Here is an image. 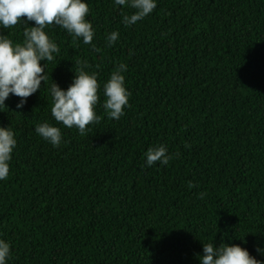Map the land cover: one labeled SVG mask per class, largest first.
I'll use <instances>...</instances> for the list:
<instances>
[{
    "label": "trees",
    "instance_id": "16d2710c",
    "mask_svg": "<svg viewBox=\"0 0 264 264\" xmlns=\"http://www.w3.org/2000/svg\"><path fill=\"white\" fill-rule=\"evenodd\" d=\"M88 4L99 51L46 28L60 49L47 65L48 88L54 80L67 89L86 60L98 75L101 122L84 136L57 124L43 82L23 109L13 95L0 108V126L17 138L0 181L8 264H200L209 242L264 260V0H157L127 28L121 13L133 10ZM23 30L0 34L21 43ZM120 63L131 106L110 120L103 84ZM46 121L61 128L58 148L35 132ZM160 144L173 159L147 167L144 153Z\"/></svg>",
    "mask_w": 264,
    "mask_h": 264
},
{
    "label": "clouds",
    "instance_id": "9594fccd",
    "mask_svg": "<svg viewBox=\"0 0 264 264\" xmlns=\"http://www.w3.org/2000/svg\"><path fill=\"white\" fill-rule=\"evenodd\" d=\"M115 5L131 9L129 14L121 13V23L131 27L148 17L156 8L157 0H114ZM90 7L88 0H0V28L9 29L19 23L24 24L23 41L14 43L0 34V108L7 107L10 95L19 97L17 109H23L30 96L41 90L42 82L52 99L51 113L57 124L71 129L76 128L81 136L90 131V125H97L102 117L96 107L100 102V84L96 72H90L86 60L75 63L74 77L67 89L57 82L48 88L47 65L59 54L58 44L46 32V28L55 25L86 45L95 37L93 24L88 19ZM34 22V26H30ZM120 37L118 30L106 36V45L112 47ZM44 62V63H42ZM58 66V65H57ZM128 71L125 63H120L103 84L104 102L102 107L107 118L119 120L130 107L131 92L126 86L124 73ZM36 134L55 148L61 146L63 134L60 127L44 122L35 126ZM186 148L190 145L185 144ZM17 148V138L10 126H0V181H6ZM145 165L149 168L159 163L167 166L173 159L166 145L150 147L144 153ZM189 188L196 185L189 182ZM203 199L206 193H199ZM264 256V248L257 247ZM11 256V244L0 238V264H8ZM200 264H264L246 247L239 244L203 243V254L199 255Z\"/></svg>",
    "mask_w": 264,
    "mask_h": 264
}]
</instances>
